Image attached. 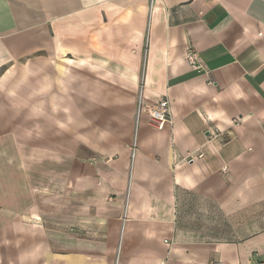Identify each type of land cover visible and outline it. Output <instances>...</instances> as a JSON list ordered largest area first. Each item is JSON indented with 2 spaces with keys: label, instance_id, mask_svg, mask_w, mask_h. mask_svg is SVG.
I'll list each match as a JSON object with an SVG mask.
<instances>
[{
  "label": "crops",
  "instance_id": "0c3cea01",
  "mask_svg": "<svg viewBox=\"0 0 264 264\" xmlns=\"http://www.w3.org/2000/svg\"><path fill=\"white\" fill-rule=\"evenodd\" d=\"M255 263L264 0H0V264Z\"/></svg>",
  "mask_w": 264,
  "mask_h": 264
},
{
  "label": "built area",
  "instance_id": "2783aa9c",
  "mask_svg": "<svg viewBox=\"0 0 264 264\" xmlns=\"http://www.w3.org/2000/svg\"><path fill=\"white\" fill-rule=\"evenodd\" d=\"M185 60L190 66L198 67L199 61L197 54L194 50L190 49L187 51L185 55ZM150 122L153 125V127L158 131H169L171 133L173 131V121L171 119L170 114V103L169 100L163 99L159 101L155 106L149 108L147 112ZM216 136V135H215ZM197 158H201V153L196 156ZM194 159L193 156L187 157L186 161H192ZM226 168H223V171H225ZM255 264H264V263H255Z\"/></svg>",
  "mask_w": 264,
  "mask_h": 264
}]
</instances>
